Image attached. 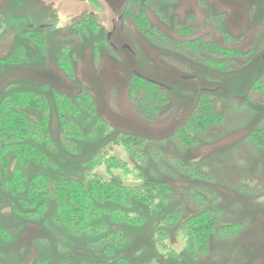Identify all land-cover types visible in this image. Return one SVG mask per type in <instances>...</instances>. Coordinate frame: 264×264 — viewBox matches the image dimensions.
<instances>
[{
    "label": "rangeland",
    "instance_id": "1",
    "mask_svg": "<svg viewBox=\"0 0 264 264\" xmlns=\"http://www.w3.org/2000/svg\"><path fill=\"white\" fill-rule=\"evenodd\" d=\"M124 10V28L118 25L113 35L115 50L107 34ZM203 29V37L212 32L206 46L215 42L235 49L226 67L213 65L226 57L191 47L192 35ZM3 32L0 99L25 90L47 102L44 127L57 145L51 154L56 166L44 167L49 174L95 173L130 185L166 181L171 191L162 203L110 204L102 212L107 227L101 233L123 236L108 255L92 246L94 235L77 233L50 210L38 217L20 215L0 182V264H96L120 256L130 264H264V146L252 138L264 126V98L252 95L254 84L264 81V0H0ZM134 71L171 87L154 121L133 105L131 87L144 99L148 93L143 85L132 86ZM218 87L241 99L214 93L221 119L190 129V143L178 138L200 91ZM81 92L94 104L80 100ZM67 98L75 99L78 109L69 110ZM74 126L80 137L70 138L73 146L67 147ZM125 134L141 137L131 152L122 144ZM109 156L125 162L127 170H109ZM199 191L206 198L202 202L194 195ZM206 208L219 225L238 227L221 230L204 249L193 251L185 220ZM111 210L130 222L115 221ZM174 214L180 219L171 222Z\"/></svg>",
    "mask_w": 264,
    "mask_h": 264
},
{
    "label": "trees",
    "instance_id": "2",
    "mask_svg": "<svg viewBox=\"0 0 264 264\" xmlns=\"http://www.w3.org/2000/svg\"><path fill=\"white\" fill-rule=\"evenodd\" d=\"M204 27L206 28L208 25L204 23ZM187 32H192L191 26L188 27ZM209 33L208 36L191 40V47H201V50L206 52L205 47L209 53L226 57V61H213L214 66L224 68L227 66V58L234 56L236 51L222 43L213 42L209 47L206 46L210 43L207 41L208 37L212 36L210 30ZM218 34L223 35L219 28ZM228 42H231L230 38ZM137 85H143L144 88H147L148 93L144 99L134 87H131L130 95L133 98L132 101L134 100L135 109L152 121L156 120L157 117L154 114L159 112L165 102L163 93L169 91L139 77L134 78L132 83V86L136 87ZM254 86L252 95L256 94L264 98V81H258ZM208 90L200 91V96L189 117L177 130L178 138L185 142L190 143L194 139V135L189 132L190 129H204L221 119V112L218 111L212 99L214 93L221 91L232 100L241 99L231 96L230 92L224 88H208ZM77 96L82 101L89 100L88 104L90 105L94 104L92 96H84L82 92ZM248 97L247 94L246 98ZM67 101L69 110L78 109L75 99L74 102L71 101L72 104L69 103L68 98L64 99L65 103ZM31 112L36 113L37 117H34ZM48 120L47 102L43 97L31 91L11 90L0 99V182L9 188L13 198L12 207L20 215L26 218L38 217L50 210L55 220L73 227L77 233L94 235L90 241L91 244H94L92 246L102 248L108 255H111L114 249L122 244L123 236L115 230L108 234L101 233L107 227L105 222L100 219L102 212H106L110 204L125 206L132 201H140L146 205L165 202L170 195V185L166 181H144L140 184L130 185L115 179L103 178L95 173H87L82 176H52L44 169L48 165L56 166L51 154L57 150V145L44 127ZM67 123L69 127L68 119L62 118L63 126ZM68 127L66 131H68ZM67 135L69 138L65 139L67 147L73 146V141L70 138L80 137L76 126L72 127ZM125 135H123L122 144L131 152L140 143L141 137ZM252 138L256 143L264 146V126L258 129ZM105 163L109 170L112 168L127 170V164L116 156H109ZM194 195L200 198L201 202L206 199L201 191ZM111 214L117 222H130L128 217H125L121 212L111 210ZM174 215L175 219L172 218L171 222L180 219L177 214ZM237 227V225H219L217 216L211 208L198 211L185 220L188 243L190 245L191 242L193 251L204 249L211 236L219 234L221 230L231 233ZM164 231L161 230L158 233L160 234L158 240L161 242ZM162 245L164 242L161 243ZM85 263L83 262V264ZM42 264H51V262ZM60 264L68 263L63 260ZM96 264H130V262L125 256H120L114 260L98 261Z\"/></svg>",
    "mask_w": 264,
    "mask_h": 264
},
{
    "label": "water",
    "instance_id": "3",
    "mask_svg": "<svg viewBox=\"0 0 264 264\" xmlns=\"http://www.w3.org/2000/svg\"><path fill=\"white\" fill-rule=\"evenodd\" d=\"M78 1H87V0H78ZM113 29L107 34V39H108V42H109V44L115 49V50H117V46L115 45V43L113 42V35H114V31H115V29L117 28V26L119 25L121 28H124V14H122V15H120L119 17H118V19H115L114 21H113ZM10 28H7L6 29V31H8ZM4 34V32L0 35V37L2 36ZM124 48H126V49H128L129 51H133V49L129 46V45H127V44H125L124 46H123ZM134 74H135V76L136 77H139V78H141V79H143V80H145V81H148V82H150V83H153V84H155V85H157V86H159V87H162V88H164L165 90H170L171 89V87H169V86H167V85H165V84H163V83H161V82H159V81H157V80H154V79H151V78H149V77H147L146 75H144V74H142L141 72H139V71H134ZM181 79H183V80H191V79H195V76H193V75H182L181 76ZM204 91H209L208 89H205Z\"/></svg>",
    "mask_w": 264,
    "mask_h": 264
},
{
    "label": "flooded vegetation",
    "instance_id": "4",
    "mask_svg": "<svg viewBox=\"0 0 264 264\" xmlns=\"http://www.w3.org/2000/svg\"><path fill=\"white\" fill-rule=\"evenodd\" d=\"M122 14H124V18H125V17H126L125 10L122 12ZM122 14H121V15H122ZM203 21H204V20H203ZM204 22H205V21H204ZM204 22H202L203 25H204ZM203 30H204V29H203ZM204 34H205V30H204V32H203V31H198V33H195L194 35H192V38H194V39H199V38L203 37Z\"/></svg>",
    "mask_w": 264,
    "mask_h": 264
}]
</instances>
